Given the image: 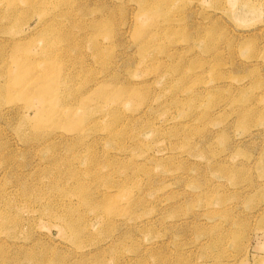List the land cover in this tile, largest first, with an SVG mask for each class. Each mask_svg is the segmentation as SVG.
I'll list each match as a JSON object with an SVG mask.
<instances>
[{
	"label": "rangeland",
	"instance_id": "374dc122",
	"mask_svg": "<svg viewBox=\"0 0 264 264\" xmlns=\"http://www.w3.org/2000/svg\"><path fill=\"white\" fill-rule=\"evenodd\" d=\"M0 264H264V0H0Z\"/></svg>",
	"mask_w": 264,
	"mask_h": 264
},
{
	"label": "bare ground",
	"instance_id": "6f19581e",
	"mask_svg": "<svg viewBox=\"0 0 264 264\" xmlns=\"http://www.w3.org/2000/svg\"><path fill=\"white\" fill-rule=\"evenodd\" d=\"M106 20H107V18L106 19H96V21L95 22H89V23H91L90 24V28H92L93 27V31H94V33H96V32H98V30L99 29H101L102 27H104L107 23H106ZM39 25L37 24V25H35V27L38 29L37 31H38V33H40L41 35H44V36H47V32H49V30H46L45 31V29H43V28H40L39 29V27H38ZM31 32V31H30ZM29 32V33H30ZM28 33V34H29ZM51 33V32H50ZM23 35H24V33L22 34V36H21V39H23ZM48 35H50V34H48ZM62 35V34H61ZM29 37V36H28ZM21 39H19V41L21 40ZM19 41H17V42H15V43H20ZM48 44V43H47ZM51 42H49V45H47V49H46V51H47V53L49 52V51H52L51 50ZM14 49L15 50H17V48H19L20 47V45L19 44H14ZM45 58V57H44ZM24 65V63L23 62H21L20 63V65L18 66V68L20 69V73L19 74H21V72H22V70H21V68H22V66ZM12 76H13V74H12V71H10V79L12 78ZM9 83L10 82H8V85H9ZM53 162H54V164L53 165H57V159H55V161H54V159H53ZM81 190V188L78 190V191H80ZM34 256V255H33ZM41 258H43V259H48L47 258V254H45V253H42L41 255H39Z\"/></svg>",
	"mask_w": 264,
	"mask_h": 264
}]
</instances>
